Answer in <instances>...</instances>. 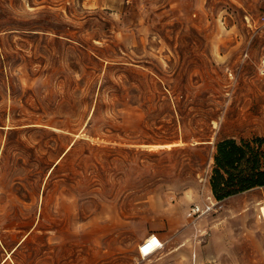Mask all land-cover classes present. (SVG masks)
I'll use <instances>...</instances> for the list:
<instances>
[{
    "label": "rangeland",
    "instance_id": "obj_1",
    "mask_svg": "<svg viewBox=\"0 0 264 264\" xmlns=\"http://www.w3.org/2000/svg\"><path fill=\"white\" fill-rule=\"evenodd\" d=\"M256 137L264 0H0V264H264V188L210 189Z\"/></svg>",
    "mask_w": 264,
    "mask_h": 264
},
{
    "label": "trees",
    "instance_id": "obj_2",
    "mask_svg": "<svg viewBox=\"0 0 264 264\" xmlns=\"http://www.w3.org/2000/svg\"><path fill=\"white\" fill-rule=\"evenodd\" d=\"M214 148L210 189L216 201L264 188V138H228Z\"/></svg>",
    "mask_w": 264,
    "mask_h": 264
},
{
    "label": "built area",
    "instance_id": "obj_3",
    "mask_svg": "<svg viewBox=\"0 0 264 264\" xmlns=\"http://www.w3.org/2000/svg\"><path fill=\"white\" fill-rule=\"evenodd\" d=\"M213 209V205H205L203 207L197 206L194 207L191 210V215L195 217H201L206 214H208L211 210ZM158 249L156 248L155 245L150 242V239L147 238L140 246H139V254L142 259H147L150 256H152L154 253H156ZM152 253V254H150Z\"/></svg>",
    "mask_w": 264,
    "mask_h": 264
},
{
    "label": "bare ground",
    "instance_id": "obj_4",
    "mask_svg": "<svg viewBox=\"0 0 264 264\" xmlns=\"http://www.w3.org/2000/svg\"><path fill=\"white\" fill-rule=\"evenodd\" d=\"M173 145H165V146H161V147H166V148H170V147H172ZM160 147V146H159ZM260 211L263 213V215H264V207H260Z\"/></svg>",
    "mask_w": 264,
    "mask_h": 264
}]
</instances>
